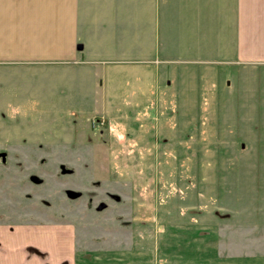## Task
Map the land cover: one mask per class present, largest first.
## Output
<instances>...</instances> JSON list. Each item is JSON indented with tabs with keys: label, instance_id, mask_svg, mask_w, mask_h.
Segmentation results:
<instances>
[{
	"label": "crops",
	"instance_id": "obj_1",
	"mask_svg": "<svg viewBox=\"0 0 264 264\" xmlns=\"http://www.w3.org/2000/svg\"><path fill=\"white\" fill-rule=\"evenodd\" d=\"M242 73L248 98L264 101V0H0V154L94 152L84 138L95 140L97 116L157 122L160 131L161 107L180 106L182 97L191 105L198 81L209 83L225 123ZM98 100L100 113L81 110ZM260 129L248 138L264 154ZM57 185L66 204L65 178ZM57 213L55 227L46 222L30 240L20 237L18 250L0 223V264H80L74 208ZM122 256L123 264L144 263L139 252Z\"/></svg>",
	"mask_w": 264,
	"mask_h": 264
},
{
	"label": "rangeland",
	"instance_id": "obj_2",
	"mask_svg": "<svg viewBox=\"0 0 264 264\" xmlns=\"http://www.w3.org/2000/svg\"><path fill=\"white\" fill-rule=\"evenodd\" d=\"M243 74L233 78L237 99L220 121L225 132H218L214 92L198 81L191 105H181L182 97L180 106L161 107L160 131L157 122L97 116L95 140L84 138L95 141L94 152L0 154V223L13 236L11 248H24L20 237L30 240L46 222L55 227L57 212L73 207L80 264H123L131 251L143 254L142 264H264V154L248 138L250 129L264 131V101L248 98ZM80 108L100 113L103 103ZM62 178L66 204L58 196Z\"/></svg>",
	"mask_w": 264,
	"mask_h": 264
},
{
	"label": "water",
	"instance_id": "obj_3",
	"mask_svg": "<svg viewBox=\"0 0 264 264\" xmlns=\"http://www.w3.org/2000/svg\"><path fill=\"white\" fill-rule=\"evenodd\" d=\"M80 48V47H79Z\"/></svg>",
	"mask_w": 264,
	"mask_h": 264
}]
</instances>
